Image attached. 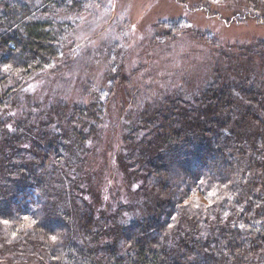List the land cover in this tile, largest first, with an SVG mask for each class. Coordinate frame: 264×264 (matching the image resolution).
<instances>
[{
    "label": "trees",
    "instance_id": "obj_1",
    "mask_svg": "<svg viewBox=\"0 0 264 264\" xmlns=\"http://www.w3.org/2000/svg\"><path fill=\"white\" fill-rule=\"evenodd\" d=\"M93 1L0 0V264H264L263 40L224 53L261 79L219 59L199 87L166 78L122 90L115 67L129 50H120V61L108 56L105 100L33 102L29 84L61 73L76 48L78 29L65 17L88 13ZM256 1L249 15L264 23ZM112 45L104 56L121 48ZM112 109L126 132L118 174L143 181L145 200L129 219H98L97 189L79 172L87 145L110 147ZM201 193L212 206L197 202Z\"/></svg>",
    "mask_w": 264,
    "mask_h": 264
},
{
    "label": "rangeland",
    "instance_id": "obj_2",
    "mask_svg": "<svg viewBox=\"0 0 264 264\" xmlns=\"http://www.w3.org/2000/svg\"><path fill=\"white\" fill-rule=\"evenodd\" d=\"M255 1L253 0V3ZM93 2V8L88 13L65 17L75 22L78 29L72 39L76 48L67 50V57H64L65 60L59 67L69 65L64 67L61 73H52L48 79L39 78L29 84L25 92L31 95L30 100L33 102H44L47 105L71 104L82 97L85 101L97 98L105 100L109 93L106 88L110 81L107 77V66L113 65L111 60H119L120 50L129 51L123 56L124 63L115 67L124 73L116 75L118 88L125 90L126 88L121 87L123 85L135 88L136 92H142L146 87H151V84L158 85L166 78H173L169 80L172 85L189 84L185 86L199 87L208 81L214 63L219 59L228 60L229 55L224 54L228 44L249 45L258 40L264 42V23L249 15L252 12V0ZM162 24L166 26L162 27ZM170 29L175 30L171 39L166 36ZM202 36L219 41L220 46L209 45ZM116 43L121 45L117 52L109 51L105 56L102 54L103 47ZM100 56L104 57L96 60ZM192 60L195 64L190 65ZM230 60L227 61L228 68H243L248 75L261 79L262 74L253 73L245 64L234 65ZM139 67L144 69L139 71ZM166 67H170L168 72L163 71ZM135 70L139 73L134 74ZM229 74L236 76V72ZM124 76L129 78L127 84H123ZM190 81L193 83L190 84ZM114 110L109 113L112 116L110 124L116 126L114 131L109 128V134L103 140L110 141V147L98 146L102 141L87 145L80 164L82 170L79 168L84 186L90 193H95L91 190V187L95 186L100 197L94 204L98 219L103 212L111 220L132 218V211H135L132 205L142 204L145 200L144 192L140 190L143 181L138 183L130 180L126 174H118L126 132L123 133L120 116L117 111L112 112ZM106 166L109 169L107 171L104 170ZM101 172L102 180H105L103 184L99 182ZM204 194H199L197 202H200L201 206H212L213 201H207L210 197ZM93 197L94 195H91L92 199ZM25 201L28 200H22ZM4 264L14 262L6 261ZM23 264L37 263L26 261Z\"/></svg>",
    "mask_w": 264,
    "mask_h": 264
},
{
    "label": "snow or ice",
    "instance_id": "obj_3",
    "mask_svg": "<svg viewBox=\"0 0 264 264\" xmlns=\"http://www.w3.org/2000/svg\"><path fill=\"white\" fill-rule=\"evenodd\" d=\"M5 223H7V221H5ZM52 239H53V240H55V239H56V237H55V236H53V237H52Z\"/></svg>",
    "mask_w": 264,
    "mask_h": 264
}]
</instances>
